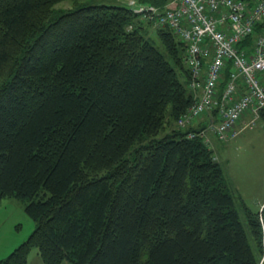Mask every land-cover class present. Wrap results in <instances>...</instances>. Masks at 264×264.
<instances>
[{
	"label": "trees",
	"instance_id": "trees-1",
	"mask_svg": "<svg viewBox=\"0 0 264 264\" xmlns=\"http://www.w3.org/2000/svg\"><path fill=\"white\" fill-rule=\"evenodd\" d=\"M65 1L0 0V202L36 223L0 264H264V208L242 202L246 226L217 153L177 124L183 41L127 1Z\"/></svg>",
	"mask_w": 264,
	"mask_h": 264
},
{
	"label": "built area",
	"instance_id": "built-area-1",
	"mask_svg": "<svg viewBox=\"0 0 264 264\" xmlns=\"http://www.w3.org/2000/svg\"><path fill=\"white\" fill-rule=\"evenodd\" d=\"M183 41L194 100L178 118L190 138L211 146L236 138L264 109V0H169L162 8L130 1ZM251 42L246 44V41Z\"/></svg>",
	"mask_w": 264,
	"mask_h": 264
},
{
	"label": "rangeland",
	"instance_id": "rangeland-1",
	"mask_svg": "<svg viewBox=\"0 0 264 264\" xmlns=\"http://www.w3.org/2000/svg\"><path fill=\"white\" fill-rule=\"evenodd\" d=\"M114 1L132 2L134 0ZM71 2L65 1L60 4V7H69ZM153 32L152 30L151 33L154 34L155 32ZM247 116L251 118L250 114ZM211 140V146H208L217 153L219 160H222L226 175L231 177V184L236 188L232 191L236 199L239 216L247 226V216L242 202H245L255 212L259 211L260 213L264 208V115L260 113L255 123L249 125L236 139L231 157L224 149V151L220 150L222 142H217L213 136H211ZM227 155L230 160L226 159ZM35 225L34 219L26 212L23 199L4 197L0 202V259L6 257L24 242L34 230ZM262 249L263 261L264 241ZM28 264H43L36 248L29 251ZM62 264L70 263L65 261Z\"/></svg>",
	"mask_w": 264,
	"mask_h": 264
},
{
	"label": "crops",
	"instance_id": "crops-1",
	"mask_svg": "<svg viewBox=\"0 0 264 264\" xmlns=\"http://www.w3.org/2000/svg\"><path fill=\"white\" fill-rule=\"evenodd\" d=\"M247 115H249V114H246V115H244L243 116V118L241 119V121L238 123V128H240L241 129V131L239 132V134H238V136L236 137V138H234L233 140H235V141H228V142H222V144H220V150L222 151L223 149L226 151V153H228L229 155H230V157H231V153H232V150H233V148H234V145H235V143L234 142H236V139H238L239 138V136L241 135V133H243L246 129H247V127L249 126L248 125V122H249V120H250V118H249V116H247ZM221 143V142H220ZM234 143V144H233ZM223 150V151H224ZM218 152V151H217ZM222 158H224L223 157V155H222ZM226 159L227 160H230L229 159V156L227 155L226 156ZM222 161V160H221ZM229 179H230V181H231V177H229ZM232 182V181H231ZM233 187V189H236L234 186H232ZM39 255V254H38Z\"/></svg>",
	"mask_w": 264,
	"mask_h": 264
}]
</instances>
